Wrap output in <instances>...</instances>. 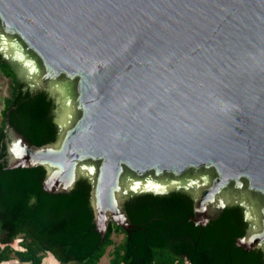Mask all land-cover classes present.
<instances>
[{
    "label": "water",
    "instance_id": "obj_1",
    "mask_svg": "<svg viewBox=\"0 0 264 264\" xmlns=\"http://www.w3.org/2000/svg\"><path fill=\"white\" fill-rule=\"evenodd\" d=\"M0 55L57 104L41 147L7 112L8 169L89 182L103 238L144 195H188L203 227L241 207L236 246L264 253V0H0Z\"/></svg>",
    "mask_w": 264,
    "mask_h": 264
},
{
    "label": "trees",
    "instance_id": "obj_2",
    "mask_svg": "<svg viewBox=\"0 0 264 264\" xmlns=\"http://www.w3.org/2000/svg\"><path fill=\"white\" fill-rule=\"evenodd\" d=\"M0 71L14 82L0 127V264L15 258L21 264H43L49 254L60 264H100L112 246L109 264H264L261 250L236 246L235 239L247 230L241 207L226 209L203 227L190 220L194 202L188 195H144L126 204L134 227L126 231L112 223L103 238L89 182L80 180L72 191L54 194L44 190V168L8 169L7 112L12 110V126L41 147L57 139L56 106L43 93L24 94L9 64L0 62ZM117 230L125 234L119 245L112 238ZM17 240L22 250L14 248Z\"/></svg>",
    "mask_w": 264,
    "mask_h": 264
},
{
    "label": "rangeland",
    "instance_id": "obj_3",
    "mask_svg": "<svg viewBox=\"0 0 264 264\" xmlns=\"http://www.w3.org/2000/svg\"><path fill=\"white\" fill-rule=\"evenodd\" d=\"M13 83H11V80L4 77L0 71V127L2 125V122L4 120V111L6 109V100L10 98L12 93V86ZM58 94H56V97ZM118 226L117 224H115ZM113 240L116 245L121 244L125 239V234L121 231H115L113 234ZM20 240H17L13 245L19 247ZM114 247H110L108 249L107 255L101 260L100 264H109L110 260L112 259ZM51 255V254H49ZM47 255V256H49Z\"/></svg>",
    "mask_w": 264,
    "mask_h": 264
},
{
    "label": "flooded vegetation",
    "instance_id": "obj_4",
    "mask_svg": "<svg viewBox=\"0 0 264 264\" xmlns=\"http://www.w3.org/2000/svg\"><path fill=\"white\" fill-rule=\"evenodd\" d=\"M0 62H4V63H7V62H5V61H3V57L0 55ZM8 64V63H7ZM3 75V74H2ZM4 76V75H3ZM8 79V78H7ZM9 80H11V79H9ZM11 83H13L14 84V82H13V80H11ZM22 91H23V93L24 94H27V93H30V94H38V93H43V94H45L44 92H41V91H32L31 89H28V90H26V85H22ZM46 95V94H45ZM47 96V95H46ZM47 98L49 99V100H53L54 101V103H55V106H56V109H57V104H56V100L55 99H51V98H49L48 96H47ZM56 109H55V112H56ZM53 122H54V124H55V126H56V123H55V114H54V118H53ZM14 128V127H13ZM56 131H57V127H56ZM57 135H58V132H57ZM4 142H6V136H5V138H4ZM244 213V212H243ZM244 215V214H243ZM244 220H245V215H244ZM247 224V223H246ZM247 229H248V224H247ZM247 231V230H246Z\"/></svg>",
    "mask_w": 264,
    "mask_h": 264
},
{
    "label": "crops",
    "instance_id": "obj_5",
    "mask_svg": "<svg viewBox=\"0 0 264 264\" xmlns=\"http://www.w3.org/2000/svg\"><path fill=\"white\" fill-rule=\"evenodd\" d=\"M13 246L16 250H22L20 245H19V247L15 246V245H13ZM2 264H21V263L19 262L18 259L15 258L10 262H6V263H2ZM43 264H60V263L52 255H49V256H45V258L43 260Z\"/></svg>",
    "mask_w": 264,
    "mask_h": 264
},
{
    "label": "bare ground",
    "instance_id": "obj_6",
    "mask_svg": "<svg viewBox=\"0 0 264 264\" xmlns=\"http://www.w3.org/2000/svg\"><path fill=\"white\" fill-rule=\"evenodd\" d=\"M112 221H114V220H112Z\"/></svg>",
    "mask_w": 264,
    "mask_h": 264
}]
</instances>
